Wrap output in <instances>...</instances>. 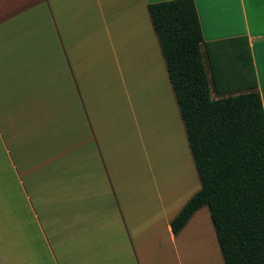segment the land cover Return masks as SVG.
Here are the masks:
<instances>
[{
  "label": "crops",
  "instance_id": "0c3cea01",
  "mask_svg": "<svg viewBox=\"0 0 264 264\" xmlns=\"http://www.w3.org/2000/svg\"><path fill=\"white\" fill-rule=\"evenodd\" d=\"M161 1L0 0V264H225L207 205L171 228L202 184L150 15ZM195 3L212 96L242 90L253 68L264 107V0ZM224 39L238 41L213 44ZM153 101L172 111L185 160L150 141L155 170L135 182ZM15 233L31 251H8Z\"/></svg>",
  "mask_w": 264,
  "mask_h": 264
},
{
  "label": "trees",
  "instance_id": "16d2710c",
  "mask_svg": "<svg viewBox=\"0 0 264 264\" xmlns=\"http://www.w3.org/2000/svg\"><path fill=\"white\" fill-rule=\"evenodd\" d=\"M149 10L202 184L171 228L178 233L207 205L225 264H264V107L254 69L242 90L214 98L195 0Z\"/></svg>",
  "mask_w": 264,
  "mask_h": 264
},
{
  "label": "rangeland",
  "instance_id": "374dc122",
  "mask_svg": "<svg viewBox=\"0 0 264 264\" xmlns=\"http://www.w3.org/2000/svg\"><path fill=\"white\" fill-rule=\"evenodd\" d=\"M164 98H166V97L163 96V100H164ZM151 103L156 104V102H154V101ZM163 103H164V108L167 110V108H166L167 104L165 103V100ZM152 106H156L157 110H152ZM152 106L149 104L150 114L154 120L153 121L154 135H153V137H150L149 140L146 139V141H148V143L147 142L142 143L143 148L141 147L139 150L134 151L132 154L133 165L130 168V172H132L133 178H135V182H138L139 178L136 179V177L137 176L140 177L139 174L143 170H146V169L155 170V164L153 165V163H151L150 158H148V154L150 151L149 150V142L150 141H152V143H154V146H152L153 147L152 151L154 152L157 149H160V151H161L160 154L164 155L168 159L173 160V157H170V156H174L173 151H175L177 144L182 146V150L180 151V154L183 153V140H182V138L180 136V132H179L180 126L175 121L173 114H172V111L171 112L167 111V113H166L167 116H163V115H160L158 113V110L160 109V107L157 106V104L152 105ZM168 110H169V108H168ZM156 118L157 119L162 118L165 121L164 126H163V130L158 135H157V130H156V126H155L156 125ZM142 122H143V118H142ZM170 140H172V141H170ZM161 141H163V144H162L163 147H161V146L157 147V145L160 144ZM146 143H147V145L145 146ZM146 147H147L148 153L146 151ZM169 150H171V151H169ZM184 154L185 153L182 154V159L185 160ZM174 158H175V156H174ZM149 163H150V165H149ZM156 166H157V168H161L162 166L164 167V165H162V164L159 166L158 165H156ZM6 237L11 239V240H5L4 239L5 244H6L9 252L11 251V253H16V252L21 251L22 253H25V252H27L26 250L31 251L30 237H26L25 233L24 234L15 233V237H17L15 240H12V238H13L12 235L6 236ZM72 243H73V239H71L69 241V244H70L69 247L70 248H73ZM219 257H220L221 262H222L223 261V255L219 254ZM16 258H18V256H16ZM193 260L194 259H192V257H191L192 262H193ZM199 262H201V259H199Z\"/></svg>",
  "mask_w": 264,
  "mask_h": 264
},
{
  "label": "snow or ice",
  "instance_id": "6c2138e0",
  "mask_svg": "<svg viewBox=\"0 0 264 264\" xmlns=\"http://www.w3.org/2000/svg\"><path fill=\"white\" fill-rule=\"evenodd\" d=\"M202 6H206L208 8H211L216 5H221L224 3H233L236 2V0H199Z\"/></svg>",
  "mask_w": 264,
  "mask_h": 264
}]
</instances>
